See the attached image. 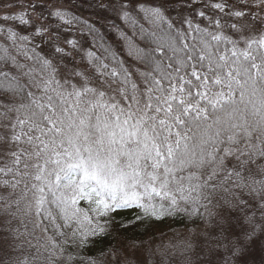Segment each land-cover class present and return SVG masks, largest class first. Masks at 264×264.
Returning <instances> with one entry per match:
<instances>
[{"label": "snow or ice", "instance_id": "1", "mask_svg": "<svg viewBox=\"0 0 264 264\" xmlns=\"http://www.w3.org/2000/svg\"><path fill=\"white\" fill-rule=\"evenodd\" d=\"M0 4V264H73L69 238L110 236L125 210L210 222L180 264H243L264 245V0H101L123 21L104 18L114 40L49 13L88 47L60 46L36 0ZM43 221L53 235L33 244ZM146 251L127 264H168Z\"/></svg>", "mask_w": 264, "mask_h": 264}, {"label": "trees", "instance_id": "2", "mask_svg": "<svg viewBox=\"0 0 264 264\" xmlns=\"http://www.w3.org/2000/svg\"><path fill=\"white\" fill-rule=\"evenodd\" d=\"M37 3H42L45 5L42 9H37L36 11H43L46 20L41 21L43 24L50 26L49 32L58 34L60 36L59 44L60 46H65L63 44L64 39H76L79 40L85 47L90 46L91 36L85 30L83 33L79 30L80 25L73 24L71 30L66 31L65 29L69 28L68 25H65L63 21H60L55 16H49L50 12H55L57 10L66 12L69 15H74L79 17L81 20H87L89 23L94 24L97 28H100L104 32L109 40H114L115 34L108 32L106 27L107 21L104 20L105 17L108 20H111L113 23L123 26V21H121L116 13L108 12L96 7L101 0H36ZM106 2V0H105ZM9 3H12L14 6L11 8L13 14H19L20 11L25 10L27 7L28 0H9ZM8 9L6 5L0 4V17L7 13ZM27 11L35 16L34 12L31 9ZM59 25V27H57ZM23 34L30 35V32H24L21 28ZM44 39L48 43H42L39 38L35 40V43L40 45V48L43 50V53H49L52 51L51 41L55 39V35L49 36V33L44 34ZM67 47V46H65ZM80 206L83 208L87 207V203L81 201ZM138 211V210H136ZM115 221L112 227H109L108 231L111 233L110 236H103L100 238L90 237L89 242L80 249H77L74 244H72L71 239L65 248H67V253L61 259L66 260L68 253H71L73 256V264H81V261H91L95 260L97 264H109L113 256L118 253L124 244L134 241H141L146 244H154L157 237L160 234H163L164 228L168 227L171 229L176 228H190L192 226H199L201 220L196 216L188 217L183 214L175 215L172 217H165L161 220L147 219L145 218L142 222L139 220L133 219L134 211L125 210L114 214ZM123 220V223H121ZM59 222V221H58ZM47 221H43L42 225H47ZM42 228H37L32 242L36 244L37 239L41 243L44 242L45 238L53 235V230L49 226L47 231H42ZM23 231V228H21ZM68 231V230H65ZM0 235H4L0 233ZM70 237V233H69ZM57 241H62L63 238L57 236ZM260 246V247H259ZM254 245L251 249L255 250V253L259 254L257 257L251 259H243V264H264V245L261 243ZM3 251H9V249L4 248ZM78 253V255H77ZM154 261H157V258H154ZM181 260H169V264H180ZM112 264V263H111Z\"/></svg>", "mask_w": 264, "mask_h": 264}, {"label": "rangeland", "instance_id": "3", "mask_svg": "<svg viewBox=\"0 0 264 264\" xmlns=\"http://www.w3.org/2000/svg\"><path fill=\"white\" fill-rule=\"evenodd\" d=\"M34 14H36L34 12ZM213 225L210 222H201L199 226H192L190 228L182 229L176 228L171 229L168 227L164 228L163 234H160L154 244H146L141 241L128 242L123 245L122 249L116 253L111 259L109 264H127V261H140L143 262L148 259L147 249H151L153 252L157 250L163 252L167 251L169 253V260H182L183 256L181 255V248L184 242H192L197 243L204 239L205 233L210 230ZM41 228L43 225L41 224ZM260 242H257L256 245L259 246ZM255 245V244H254ZM253 245V246H254ZM260 247V246H259ZM262 248V244H261ZM259 254L255 253V250L250 248L249 251L244 255L242 259H253L257 257ZM160 259L159 255L153 257ZM168 260V264H169Z\"/></svg>", "mask_w": 264, "mask_h": 264}]
</instances>
